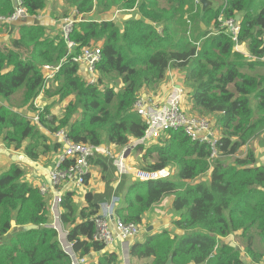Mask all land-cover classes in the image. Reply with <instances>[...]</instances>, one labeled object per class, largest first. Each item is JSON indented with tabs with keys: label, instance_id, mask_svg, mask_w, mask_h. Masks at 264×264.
Returning a JSON list of instances; mask_svg holds the SVG:
<instances>
[{
	"label": "trees",
	"instance_id": "1",
	"mask_svg": "<svg viewBox=\"0 0 264 264\" xmlns=\"http://www.w3.org/2000/svg\"><path fill=\"white\" fill-rule=\"evenodd\" d=\"M62 1L77 19L114 11L138 17L77 21L69 37L75 45L71 53L61 33L50 36L45 26L33 22L19 26L18 37L12 38L9 46H0V147L37 162L57 154L58 146L50 136L59 130H65L76 144L127 147L145 130L133 111L136 97L154 90L169 70L182 72L181 85L187 89L190 111L213 116L214 127L220 130L218 157L211 165L209 147L191 142L181 130L170 131L153 146L134 148L141 154L142 172L155 174L170 168L175 173L164 179L131 183L123 197L124 205L114 215L124 224L140 226L147 211L172 195L171 210L179 215L172 226L183 234L167 230L147 233L142 243L129 247V260L148 261L146 264H243L241 248L251 263L260 264L264 259V166L257 165L252 150L231 164L219 159L237 155L264 134V74L259 72L264 64L245 61L234 50L220 20L239 17L238 42L246 45L251 57L261 59L264 0H209L217 6L208 8L202 17L195 0ZM46 2L21 0V6L34 17L46 8ZM12 12L11 0H0V15ZM94 44H98L101 58L95 66L97 82L88 85L89 75L83 78L79 73L80 65L84 70L86 66L73 63L72 58ZM58 65L51 83L55 88L45 96L66 103L63 114L56 117L49 107L44 108L40 126H33L19 111H34V100L43 86V67ZM117 82L122 86L119 90L110 86ZM18 95V105L8 107ZM92 166L98 167L110 186L105 176L110 164L97 159ZM205 175L208 180L202 181ZM24 179L25 170L17 163L0 173V238L12 232L7 242L0 244V264H71L58 232L51 226L53 218L46 200ZM73 197V192L64 193L59 205V224L72 253L79 259L100 254L93 264H120L117 253L103 252V245L92 240L93 219L104 199L85 193V206L79 208ZM27 225L38 229L16 232ZM230 236L236 246L221 241Z\"/></svg>",
	"mask_w": 264,
	"mask_h": 264
},
{
	"label": "built area",
	"instance_id": "2",
	"mask_svg": "<svg viewBox=\"0 0 264 264\" xmlns=\"http://www.w3.org/2000/svg\"><path fill=\"white\" fill-rule=\"evenodd\" d=\"M197 2V0H195ZM13 12L9 15H0V25H16L24 21L39 22L40 16L30 17L26 10L21 6V0H13ZM221 28L234 43V50L240 53L244 44L238 42L240 34V19L234 18L229 20L221 19ZM77 22L75 16L67 17L62 20L61 36L69 51L73 52L75 45L69 37L73 32V26ZM243 50V49H242ZM251 57V56H250ZM101 54L98 48L88 47L81 51V54L72 58L75 64H84L86 73L89 75L88 85H95L97 75L95 71L96 64L100 61ZM250 61L260 62L264 60L251 57ZM60 65L57 67L44 66L43 86L40 89L38 97L42 96L43 89L51 84L55 74L58 72ZM184 89L173 86L172 92L164 104H156L154 99L145 93L139 94L133 105V111L137 114L144 126L143 136L129 144L128 146L149 147L153 146L163 137H167L170 131L181 130L187 138L193 143L206 144L210 149L208 161L218 157V147L221 137L217 136L214 124L205 118H199L185 113L183 109ZM34 112L25 116L33 126H40V116L44 108L35 102ZM48 119V116L46 117ZM51 141L58 146L57 154L52 166L46 170L45 178L36 187L39 194L47 201V207L55 221L56 215H59V205L64 193L69 192L71 188H81L85 185V178L90 173L92 162L102 158H113L118 171L122 173L125 169L123 166V155H112L113 147L76 144L72 142L65 130H59L51 134ZM174 169H165L155 174L139 173L135 171L141 181L158 180L172 176ZM115 206V205H114ZM111 204L103 205L100 212L94 217L95 233L92 240L103 245V252H114L116 246L121 247L122 255L125 256L127 249L125 244L131 239L137 237L142 228L135 224H124L120 221L111 210ZM67 254L70 256L71 264H86V258H77L70 248H67ZM264 264V262H263Z\"/></svg>",
	"mask_w": 264,
	"mask_h": 264
},
{
	"label": "rangeland",
	"instance_id": "3",
	"mask_svg": "<svg viewBox=\"0 0 264 264\" xmlns=\"http://www.w3.org/2000/svg\"><path fill=\"white\" fill-rule=\"evenodd\" d=\"M212 6L216 7L217 5L216 4H212ZM51 8H54V13L51 15L49 14L48 12L47 13H43V15H41V20L39 22H42V23H45L49 18L54 21V23H52V26L50 27H46L48 29L49 32L48 35L50 36H54V35H57V33H60V27L58 26H61V25H57L59 22L58 20L61 19V20H64L66 19L67 17H71V16H74L73 13H70L73 9L70 8V6L67 5V3H65L64 1L62 0H47L46 2V8L44 10L48 11V9L50 10ZM197 12V10L195 9V13ZM65 13H70V16H67L66 18L64 17V14ZM40 14V13H39ZM127 15H133V14H129V13H121L120 15L118 13H116L115 11L114 12H111L109 13L108 15H105V16H100L98 15L97 13H94V14H91V20H96L98 22H101L103 20H111V17L113 16V20L117 21L118 19L121 21L123 20L125 17H127ZM186 15H188V11L186 12ZM121 16V17H119ZM43 17V18H42ZM54 17V18H53ZM29 21H24L23 23H20V24H16V25H11V26H6V25H0V46H9L10 44V40L13 38H17L18 37V27L21 26V24H26L27 25H31L30 22L28 23ZM62 22H60L59 24H61ZM17 34V35H16ZM92 48H98V44H94L91 46ZM243 49V50H242ZM240 54L244 57V60L245 61H250L251 59V55L249 54L248 52V48L245 47H241L240 49ZM258 61V60H256ZM262 64H264V60L263 61H260ZM261 68V67H260ZM261 74H264V68L260 69L259 71ZM79 73L80 75L84 78L86 77V70H84V67L83 65H80L79 67ZM250 74V72H248ZM182 72H179V71H172V70H169V73L167 74V76L165 77V79L163 80V82L161 84H159L154 90H148V91H144V92H141V93H149V95L154 99V102L156 104H164L165 101L168 99V97L170 96L171 92H172V89H173V85L175 84L173 82V80L175 79V77H182ZM43 76H44V71H43ZM182 84V83H181ZM110 86H112L113 88L119 90L122 86L117 82V83H112ZM181 87L184 89V92L186 93V90L182 85ZM55 86L54 84H48L42 91V96L41 98L39 99V102L37 103L38 105H40L41 107L43 108H47L49 107V109L52 110L53 107H57V106H62V114H63V109L66 105V103H57L58 102V99L56 97H46L45 96V93L46 92H51L52 89H54ZM19 98V95L14 99V100H11L9 101V103L7 104L8 107L12 108L15 107V105H18V100ZM188 101H186V97L183 96V100H182V104H183V109L185 111L186 114L188 115H192V116H195V117H199V118H205L207 119L209 122L213 123L215 122V119L213 116H208V117H202V116H199L193 112L190 111V108L188 107ZM252 104L251 106L254 107V103L253 101H251ZM25 115L30 113L29 111H24L23 112ZM61 116V115H60ZM44 134H47V132L45 130H41ZM217 132V136L218 137H221L220 135V130H216ZM262 135H259L257 136L256 138H254L251 142H249L245 148H243L242 150H240L238 152L237 155L233 156V157H230V158H227V159H219L220 161H222L224 164H231L233 162L234 159L236 158H239V157H242L244 156L245 152L247 150H252L254 152L257 151V149H260L258 152L259 154H263L262 152V148L264 147V144H263V139L261 138ZM256 143V144H255ZM259 143H262V144H259ZM0 173L4 172L5 170H7L10 166V164H12L14 161H13V156H17V159H16V162L15 163H19L21 164L20 159L18 158H21L20 155H16L14 153H12L13 151H11V153H5L3 150L4 149H0ZM121 152L124 153L123 155V166H124V170L122 171V173H120L118 171V168L116 166V163H115V160L113 158H107L105 159L106 160V163L108 162L110 164V166H108V172L105 174V176H107V178L109 179V184L110 186H112L113 188V192L112 194L109 196V199L108 198H104V200L101 201V204L102 206L105 205V204H111V210L113 209L114 207V203L118 201L119 203V199H120V206L121 205H124V202H123V197L127 191V188L128 186L131 184V183H134V182H139L141 181V179L135 175V171L139 172V173H142V170H141V162H140V156L141 154H136L135 152V149H133V146H127V147H123L121 149H118V148H114L111 153L112 155L116 156L118 154H121ZM44 159L46 160H50V157H43ZM262 158V157H261ZM99 159H102V158H99ZM216 159V158H215ZM215 159H212L210 160V164L212 165V163L214 162ZM45 167H47L48 165L47 164H44ZM98 172V171H97ZM99 173V172H98ZM202 181H207L208 180V175H205L203 177ZM100 181L102 183H105V177H101L99 178ZM99 181V180H98ZM142 182V181H141ZM98 184L100 182H97ZM115 196V198L117 199V201H112V196ZM172 198L173 196L172 195H169V196H166L162 201L163 203L162 204H166V202H168V205H170V202L172 201ZM107 199V200H105ZM115 199V200H116ZM47 202V201H46ZM114 204V205H113ZM172 210H169L166 212L169 213V214H173L174 216H176L177 214L173 211L171 212ZM52 214V213H51ZM53 217V215H51ZM144 216V215H143ZM147 216H144V219H146ZM54 220V219H53ZM171 220V219H170ZM149 224L146 225V227H148ZM57 227V226H56ZM144 227V228H146ZM61 228V227H60ZM156 228V232H160L161 229H158L157 227ZM62 230V229H61ZM63 232V231H62ZM172 233V232H170ZM12 233H10L11 235ZM9 235V236H10ZM65 235V234H64ZM9 236L6 238V240L9 238ZM233 240V237H229V240ZM129 242V241H128ZM130 247V246H129ZM129 247L127 246V248L129 249ZM258 249H260L259 247H256ZM68 249H65V251H67ZM240 250H242L240 248ZM261 250V249H260ZM126 258L127 260H129L128 257L126 256H123L122 254H120V264H126L125 261H126ZM240 258L242 259L243 256L242 254H240ZM146 264L148 263V261H142V262H137V261H132V260H129V264ZM264 262V259L262 261V264Z\"/></svg>",
	"mask_w": 264,
	"mask_h": 264
},
{
	"label": "crops",
	"instance_id": "4",
	"mask_svg": "<svg viewBox=\"0 0 264 264\" xmlns=\"http://www.w3.org/2000/svg\"><path fill=\"white\" fill-rule=\"evenodd\" d=\"M54 8H51L50 10L48 9V11L46 10H43L42 12H40V14L38 16H41L43 15V13H49V14H53L54 13ZM70 13H73V10L70 12ZM70 13L67 15L69 16ZM118 13L119 15L123 12H116ZM91 14L88 15V16H79L77 21H84V20H91ZM121 17V16H119ZM130 17H138L137 14H133V15H127L126 18H130ZM43 18V17H42ZM54 18V17H53ZM122 18V17H121ZM58 22H62L61 19L58 20ZM29 23V22H28ZM35 23H42V22H35ZM52 23H54V21H52L50 18L45 22L43 23V26L45 27H50L52 26ZM57 24V25H60V24ZM27 26V24H26ZM60 27V26H58ZM49 32V31H48ZM17 35V34H16ZM5 47V46H4ZM174 71V70H172ZM169 73V72H168ZM182 77H175V79L173 80V82L175 83L173 86L175 87H181V83H182V80H183V76L184 74L182 73L181 75ZM182 88V87H181ZM146 94V93H145ZM146 95H149V93H147ZM150 96V95H149ZM41 98L40 97H37L36 98V101L35 102H39V99ZM166 102V101H165ZM25 110H20L19 112L23 115V116H28V114H24ZM50 113L53 115V116H56V117H60V115L62 114V106H57V107H53L52 110H50ZM50 136V135H49ZM51 138V136H50ZM261 138L264 140V134L261 136ZM256 144V143H255ZM259 144H262V143H259ZM263 144H264V141H263ZM0 149H4L3 151L5 153H11V150H6L5 148L3 147H0ZM261 149V148H260ZM260 149H257L255 153V156L257 157V165L258 166H264V147L262 148V152L263 154H259L258 152H260L259 150ZM1 151V150H0ZM16 155H20L21 158H18L21 162V164L17 163L22 169L25 170V182L31 184L32 186L34 187H37L40 182H42L45 178V174H46V170L52 166V164L54 163V160H55V156L53 157H50V160H46V159H42L40 161H37V162H32L30 161L27 157H25V155H23L22 153H18V152H12ZM262 157V158H261ZM16 159H17V156H13V163L16 162ZM44 164H47L48 166L45 167ZM99 173H98V172ZM101 172L100 170L98 169V167L96 166H91V169H90V173H89V178L87 179V184H85L83 187L81 188H71L69 192H73L74 193V197H73V200L75 202V204L80 208V207H84L85 206V202H84V199H83V196L85 193H91V194H94V195H100L102 199L108 197L109 195V191H110V195L112 194L113 192V188L112 186H108L105 184V183H102L100 181L99 178H101ZM99 180V181H98ZM97 182H100L99 184ZM109 199V197H108ZM115 196L113 195L112 196V201H117V199L115 200ZM173 199V198H172ZM107 200V199H105ZM172 202V201H171ZM171 202H170V205H168V202H166V204H162L163 201H161L160 203H158L157 205H154L149 211H147L144 216H147L146 219H144V216L142 218V223L140 225V228H142L140 234L131 239L129 242H127V246H131L132 244L134 243H142L144 241V236L148 233V234H153L155 233L156 231V228L157 227L158 229H161L162 230H167L168 232H172V234H183V231H180L178 229H175L173 226H172V222L176 219H178V214L176 216H174L173 214H169L166 212L171 210ZM115 206L113 207L112 211L113 213L115 212V210L120 207V199H119V203L118 201L114 203ZM113 204V205H114ZM107 205V204H106ZM99 207L100 208H103L101 202L99 204ZM172 212V211H171ZM174 213V212H173ZM171 219V220H170ZM149 224L148 227H146V225ZM146 227V228H144ZM12 233V232H11ZM157 233V232H156ZM10 235V233L7 235V236H4L3 238H0V244L1 243H5L7 242L6 238ZM12 235V234H11ZM10 235V236H11ZM9 236V237H10ZM231 237V236H230ZM222 242L224 243H228V244H232L234 246H236L237 243H235V240L231 239L229 240V237L227 238H224V239H221ZM125 247V246H124ZM127 248V247H126ZM240 249V248H239ZM115 253H117L119 255V259H120V254H122V251H121V247L120 246H116L113 250ZM243 258H242V261H243V264H253L250 262L249 258L246 256V254L243 252V250H240ZM100 254L98 253H92L90 254L89 256L85 257L86 258V264H93V263H96L97 262V259L99 258ZM262 264V262L260 263Z\"/></svg>",
	"mask_w": 264,
	"mask_h": 264
},
{
	"label": "water",
	"instance_id": "5",
	"mask_svg": "<svg viewBox=\"0 0 264 264\" xmlns=\"http://www.w3.org/2000/svg\"><path fill=\"white\" fill-rule=\"evenodd\" d=\"M197 2H198V4L200 5V17H202V16L204 15V13L206 12V10H207L208 8L212 7V2H210L209 0H197ZM33 23H35V22H33ZM26 24H27V23H26ZM38 24L43 25V23H38ZM154 27H155L157 30H160V25H159V24L154 25ZM56 224H58V225L60 226V224H59V216H58V215H56L55 221H54V223H53L51 226H52L53 229H55V230L58 232V234H59V231H58V229H57V227H56ZM37 229H38V227H36V226H34V225H27V226H23V227L17 228L16 232H27V231H31V230H37ZM64 236H65V238H66V235H64ZM65 241H66V239H65ZM59 242H60V244H61V246H62V249L65 250V249H67V248H70V245L67 244V242H66V244H64V242L62 241V239H61V237H60V234H59ZM127 245H128V244L126 243V244H125V248L127 247ZM126 249H127V248H126ZM125 256L129 258V253H128V251L125 253ZM125 263H126V264H129V260H127V258H126Z\"/></svg>",
	"mask_w": 264,
	"mask_h": 264
},
{
	"label": "bare ground",
	"instance_id": "6",
	"mask_svg": "<svg viewBox=\"0 0 264 264\" xmlns=\"http://www.w3.org/2000/svg\"><path fill=\"white\" fill-rule=\"evenodd\" d=\"M56 226H57V229L59 231V234H60L62 241L64 242V244H66L64 233L62 232V230L58 224H56Z\"/></svg>",
	"mask_w": 264,
	"mask_h": 264
},
{
	"label": "clouds",
	"instance_id": "7",
	"mask_svg": "<svg viewBox=\"0 0 264 264\" xmlns=\"http://www.w3.org/2000/svg\"><path fill=\"white\" fill-rule=\"evenodd\" d=\"M11 2H13V0H11ZM236 18H239V17H236ZM240 19V18H239ZM21 25H26V24H21ZM169 72V71H168ZM168 74V73H167ZM34 112V111H33ZM33 112H30V113H33ZM26 118V117H25ZM55 156V155H54ZM175 170V169H174ZM51 214V213H50ZM59 216V215H58ZM53 218V217H52ZM53 223H54V220H53ZM52 223V224H53ZM71 249V248H70ZM129 249L127 248V251H128Z\"/></svg>",
	"mask_w": 264,
	"mask_h": 264
}]
</instances>
